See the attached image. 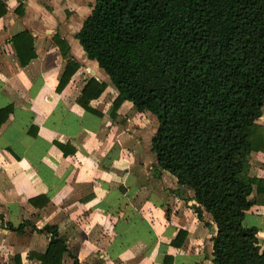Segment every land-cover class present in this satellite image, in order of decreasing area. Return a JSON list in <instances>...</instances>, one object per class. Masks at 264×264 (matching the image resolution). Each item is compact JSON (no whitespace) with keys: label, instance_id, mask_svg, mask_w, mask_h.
<instances>
[{"label":"crops","instance_id":"0c3cea01","mask_svg":"<svg viewBox=\"0 0 264 264\" xmlns=\"http://www.w3.org/2000/svg\"><path fill=\"white\" fill-rule=\"evenodd\" d=\"M0 2V108L10 106L0 123V264H37L49 239L36 229L44 223L64 235L61 264H73L71 256L82 264H163L164 254L165 264H213L210 214L200 208L198 217L192 191L176 194L175 177L153 169V116L128 99L116 118L108 112L116 90L78 38L94 0ZM16 48L34 55L21 63ZM65 65L73 71L56 89ZM89 77L105 85L84 107L76 99ZM255 120L264 127V106ZM247 172L258 180L241 223L256 227L264 249V147L249 151ZM22 221L19 231L7 227ZM179 228L184 237L172 246Z\"/></svg>","mask_w":264,"mask_h":264},{"label":"trees","instance_id":"16d2710c","mask_svg":"<svg viewBox=\"0 0 264 264\" xmlns=\"http://www.w3.org/2000/svg\"><path fill=\"white\" fill-rule=\"evenodd\" d=\"M78 38L116 90L110 116L128 99L155 119L153 169L175 177L176 194L192 191L198 217L200 208L210 214L212 263L264 264L256 227L241 223L258 180L247 172L248 153L264 147L255 120L264 106V0H94ZM16 52L21 63L34 55ZM72 71L65 65L56 89ZM104 85L87 78L76 100L88 107ZM9 109L0 108V123ZM25 223L7 227L19 231ZM36 229L49 234L37 264H61L69 252L59 224ZM184 233L179 228L170 244L179 246ZM170 259L164 254L162 263Z\"/></svg>","mask_w":264,"mask_h":264},{"label":"water","instance_id":"95a60500","mask_svg":"<svg viewBox=\"0 0 264 264\" xmlns=\"http://www.w3.org/2000/svg\"><path fill=\"white\" fill-rule=\"evenodd\" d=\"M210 256L212 257V255L210 254Z\"/></svg>","mask_w":264,"mask_h":264}]
</instances>
